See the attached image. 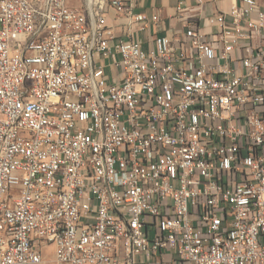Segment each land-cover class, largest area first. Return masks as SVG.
Instances as JSON below:
<instances>
[{
  "label": "built area",
  "instance_id": "built-area-1",
  "mask_svg": "<svg viewBox=\"0 0 264 264\" xmlns=\"http://www.w3.org/2000/svg\"><path fill=\"white\" fill-rule=\"evenodd\" d=\"M150 1L0 0V264H264V0Z\"/></svg>",
  "mask_w": 264,
  "mask_h": 264
},
{
  "label": "crops",
  "instance_id": "crops-1",
  "mask_svg": "<svg viewBox=\"0 0 264 264\" xmlns=\"http://www.w3.org/2000/svg\"><path fill=\"white\" fill-rule=\"evenodd\" d=\"M207 1V7L209 8L210 12L213 11H227L230 5L237 0H205ZM191 4L193 0L189 1ZM154 4L155 7H158L161 11V16L165 19V25L167 26V34L172 36L175 32H179L181 30V23L176 18V0H151L150 2L146 3Z\"/></svg>",
  "mask_w": 264,
  "mask_h": 264
},
{
  "label": "rangeland",
  "instance_id": "rangeland-1",
  "mask_svg": "<svg viewBox=\"0 0 264 264\" xmlns=\"http://www.w3.org/2000/svg\"><path fill=\"white\" fill-rule=\"evenodd\" d=\"M205 13H207V14L210 13L209 8H206ZM46 255H49L50 258L52 257V254H51V250H50V249H47V250H46ZM49 264H50V262H49Z\"/></svg>",
  "mask_w": 264,
  "mask_h": 264
}]
</instances>
